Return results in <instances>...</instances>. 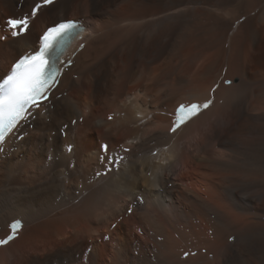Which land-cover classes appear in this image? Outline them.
I'll return each instance as SVG.
<instances>
[{
    "label": "bare ground",
    "instance_id": "1",
    "mask_svg": "<svg viewBox=\"0 0 264 264\" xmlns=\"http://www.w3.org/2000/svg\"><path fill=\"white\" fill-rule=\"evenodd\" d=\"M36 2L0 1V78L59 22L86 27L70 55L86 46L0 148V239L25 223L0 264H264V0H57L13 37L1 19Z\"/></svg>",
    "mask_w": 264,
    "mask_h": 264
},
{
    "label": "snow or ice",
    "instance_id": "2",
    "mask_svg": "<svg viewBox=\"0 0 264 264\" xmlns=\"http://www.w3.org/2000/svg\"><path fill=\"white\" fill-rule=\"evenodd\" d=\"M54 3L55 0H37L30 13L7 19L6 29L11 32L13 37L27 34L31 21L37 14L44 7ZM78 26V21L66 20L48 27L47 31L39 37V47L30 53L21 54L13 63L10 74H7L6 78H0L2 81L0 82V142L5 140V133L11 132L20 121L26 118L30 109L41 108L44 102L49 99L54 85L59 83L61 71L58 67L59 47L70 36H73ZM226 83L231 84V81H226ZM215 91L216 88H213L212 92ZM212 103V99H207L204 103L180 104L176 109V119L173 121L170 131L176 133L182 126L209 109ZM109 119L112 117L110 116ZM101 148L105 154L108 153L109 146L107 144H102ZM68 151H72L71 145L68 146ZM100 159L103 162L105 157L101 156ZM119 159L123 160V157ZM107 163L111 165L108 171L119 166V160L111 157L108 158ZM127 211L131 213L132 208L129 207ZM8 227L10 234L4 239H0V246H7L16 239L22 225L19 220H15ZM189 255H195V253H184L185 258Z\"/></svg>",
    "mask_w": 264,
    "mask_h": 264
},
{
    "label": "rangeland",
    "instance_id": "3",
    "mask_svg": "<svg viewBox=\"0 0 264 264\" xmlns=\"http://www.w3.org/2000/svg\"><path fill=\"white\" fill-rule=\"evenodd\" d=\"M0 1H3V0H0ZM18 4H19V3H18ZM18 4H17V6H18ZM20 4H22V3H20ZM19 7L21 8V6H19ZM22 7H23V4H22ZM19 11H22V9L19 10ZM25 13H26V12H25ZM44 15H45V17H46V19H47L48 22L51 21L50 18H47V15H46V14H44ZM32 22H34V24H33ZM1 24H6V21H4L3 19H1ZM32 24H33V25H32ZM43 25H44V21H42L41 19L39 20V19L36 18V17L31 21V26L33 27V30H34V32H36V33H40L41 28H42ZM5 40H6V37H5V36L2 37L1 41H5ZM57 97L60 98L61 95L59 94ZM128 214H129V212H128ZM129 215H130V214H129Z\"/></svg>",
    "mask_w": 264,
    "mask_h": 264
},
{
    "label": "flooded vegetation",
    "instance_id": "4",
    "mask_svg": "<svg viewBox=\"0 0 264 264\" xmlns=\"http://www.w3.org/2000/svg\"><path fill=\"white\" fill-rule=\"evenodd\" d=\"M26 10H27V14L30 13L31 7L27 8ZM32 23L34 24V22H32ZM33 24H32V25H33ZM40 36H41V35H40ZM40 36H39V37H40ZM39 37H38V39H39Z\"/></svg>",
    "mask_w": 264,
    "mask_h": 264
}]
</instances>
